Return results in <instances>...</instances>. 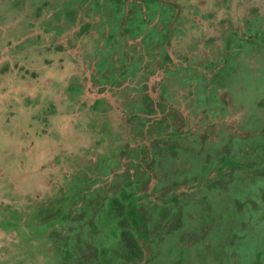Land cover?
<instances>
[{
	"label": "rangeland",
	"instance_id": "obj_1",
	"mask_svg": "<svg viewBox=\"0 0 264 264\" xmlns=\"http://www.w3.org/2000/svg\"><path fill=\"white\" fill-rule=\"evenodd\" d=\"M57 1L0 0V264H63L44 233L57 216L52 221L40 218V208L53 207L61 225L68 223L62 217L66 212H84L80 221L68 223L80 230V262L88 254V242L97 261L105 246L112 253L123 252L124 243L114 245L117 230L107 223L105 212L96 215L97 222L88 199L72 209L76 196L70 182L79 176L101 178L111 188L112 183L127 181L136 169L132 161L139 140L149 136L151 143L157 131L178 129L192 132H176L177 139L166 138L174 140L166 145L173 153L177 143L190 147L178 159L186 158L188 169L195 163H216L224 151L237 155L248 168H228L224 174L215 168L208 185H180L187 187V196L177 212L162 211L154 203L149 213L156 217L150 224L158 237L144 248L146 259L161 240L168 242L155 253L164 264H190L189 251L194 252L192 264H264V172L258 173L264 170V0H179L177 33L156 41L155 49L143 47V40L129 33L119 36L115 55L145 53L152 65L180 67L156 79L151 88L138 85V79L124 87L123 78L110 86L100 81L103 73L94 65L99 50L110 49L103 32L108 24L82 12V21L70 25L75 27L68 37L69 30L59 34L50 18ZM252 16L256 18L247 33L227 39L239 21V28H248ZM49 24L52 30L47 33ZM100 94L104 98L96 100ZM134 107L138 111L132 119ZM194 146L200 151L193 153ZM110 156L118 159L110 162ZM119 166L125 170L121 178ZM249 171L254 173L250 176ZM150 184H143L142 190H149ZM148 196L146 192L144 198ZM11 209L24 215L18 227L5 225ZM130 216L136 229L141 226L137 233L142 236L144 220L137 209ZM176 234L178 242L189 246L179 243L178 250L173 248ZM117 254L113 260L106 255L104 260L111 261L106 264H122ZM143 262L141 258L135 264Z\"/></svg>",
	"mask_w": 264,
	"mask_h": 264
},
{
	"label": "flooded vegetation",
	"instance_id": "obj_2",
	"mask_svg": "<svg viewBox=\"0 0 264 264\" xmlns=\"http://www.w3.org/2000/svg\"><path fill=\"white\" fill-rule=\"evenodd\" d=\"M53 6L55 7V10L53 11V15H51L50 18H52L51 22L55 20L54 22L58 24L55 26L56 32H58L59 34H62L66 30H69V33L67 36L65 34L64 36H62L63 41H66L68 39L66 37H68L72 33V29L75 27V26H70V25L73 23L76 24L78 21L81 22L82 12H85L88 15H93L92 17L96 20V23L100 21L104 23L105 25L108 24L107 28L103 29L105 25L101 28L103 29V32H104V37H105L104 42H106L105 40L108 38L113 39L112 41L109 42L110 45L109 44L106 45L107 47L109 46L111 48L113 43H115V45L113 46H118L119 44H118L117 38L119 36L124 37L126 33H129L134 38H139V39L141 38L144 42L143 47L145 46L147 49H155L154 44L156 43V41L164 40V39L169 40L171 39V36L173 37L177 33L178 28L176 29L177 27L176 25H177L178 17L180 16L181 9H182L181 8L182 4L180 3L179 0H58ZM255 18L256 17L254 16L249 17L250 20L248 19L249 20L248 28L247 27H244V28L242 27V29L239 28L238 26L242 24L243 20H241V22L239 21L238 25H236L237 27L229 31L228 33L229 35L227 39L231 38L233 35H236V34L242 35L243 33H247L246 30L252 27L254 23L253 21L255 20ZM143 24H145V26H143ZM51 30H52L51 24H49L45 28V32L48 33V32H51ZM76 31L78 32V29ZM169 49L170 47L169 48L167 47V52L169 51ZM168 54L169 53H167L166 56ZM150 55L154 56L153 53H150ZM138 62H139L138 64H134L133 66L130 64H121V63H114V64L106 63L105 65L101 66L98 63H96L94 65V68L99 70V67H102L104 68V70L102 71L106 74L107 72L114 71V70L115 71H126L132 67H136L137 69H140L139 70L140 71L139 85L141 84V87L146 86L148 88L153 87L154 81L158 78H161L165 73L172 72L175 74L179 72L180 70V67L178 66L177 63H172L171 65H166L164 63H160L158 65H152L150 61L147 60L145 53L142 55L140 53ZM99 80L103 81L107 86L114 84L112 80H107V79H104L107 81H104L101 79ZM152 94H153V91L150 90V97L153 100ZM226 100H227V97H226ZM140 132H143V130H141ZM158 132H164V133L178 132L181 135H186V134L188 135L192 131L191 129H188V130L178 129L175 131H162L161 130V131H157L155 134L157 135ZM173 135L174 134H172V136ZM176 139L177 138H175V140ZM145 141H146V137L144 138V143H142V140L140 139L139 146L136 147V150L138 154L141 155V157L143 156L145 151L147 155L143 156V158L139 160L133 159L134 161L132 162L134 165L143 167L144 171H146L145 169L146 167H150L151 171L147 170L148 173L146 176H139V177L133 176V175L131 176V178L137 179V182L140 184L139 185L141 189L140 197L142 199L140 200V203L144 202V205H142L141 207L145 206V209L143 210L140 209L138 205L136 208L138 211V214H140L142 219L144 220V223L141 222L143 225V229H144L143 235L141 236L137 233V230H142L140 225L135 224L138 228L136 229V227L133 224L132 229H131L136 234V239H137L136 243L140 246L141 253L137 256L119 254L118 256L120 257V261L117 263L135 264L139 259L143 258L144 262L138 263V264H154L156 262L158 264H164V263H160L157 261V253L155 252L158 251V249H160L162 243L168 242V241L160 240L159 242V244L161 243L160 246H157L156 250L154 247V252L153 251L151 252V255L148 259H146L147 256L144 253V248L147 246V244L153 243V240H155L154 239L155 235H156V238L158 237L157 231L155 235H152V233H155V229L151 228L152 226L150 224V221L151 219L156 217L155 214L149 213L152 210V208H154V206L157 205V207L161 208L162 211L167 210L171 213L177 212L176 207L179 204H181L184 198L187 196L186 195L185 197H183L184 196L183 193L185 189H187V187L185 189L183 187L179 188L180 185H183L186 183H190L192 185L193 183H196V182L207 184L211 182L213 174H214V172L212 174L211 170L215 168H220L223 174L227 170L232 169V168H234L233 169L234 172H243L247 170L248 168L246 166L248 164L241 163L242 161L241 159L238 160L237 155L231 156L225 153L224 151L221 157L217 159L216 163H213V164L210 163L204 167L203 166L200 167L197 163H195L192 166L190 165L188 169L189 163L186 162L187 159L184 158V160L182 159L181 162L178 159H179V153L181 152V154H185L184 152H186V149H189L190 147L179 145L176 142L177 143V149H176L177 153H173L171 149H167L168 148L167 145L162 146V144H160L161 150L159 151L158 157L155 159L153 155V150L151 147L152 145L150 144L146 146L145 143L147 142ZM141 144L145 145V147L142 150H140ZM257 146L258 145L255 144L252 147L254 148ZM225 148H226L225 150H227L228 145ZM192 149H195L196 151H192ZM192 149L191 151L193 153L195 152L197 153V151H200V149L197 146L192 147ZM240 151L241 150H239L237 154L242 155V158H245V156H243V154L240 153ZM113 158L118 159V157L116 156ZM145 158L149 160V163H146V165L143 163V160ZM174 161L176 162L179 161V165L177 164V166L175 167ZM255 171L257 172V170ZM131 172L133 173L134 171H131ZM261 172H264V170L263 171L259 170L258 173H261ZM210 173L212 175H209V177L204 179L203 181L201 180V178L207 176ZM252 173L254 172L253 171L250 172V176L252 175ZM223 174H222V177H223ZM191 179L193 181H191ZM149 182L152 183L150 184V189L142 190L141 186ZM164 191L168 192L166 196L162 194V192ZM146 192L149 194L147 199L144 198V194ZM153 194H155L153 197L154 199H156L155 202H152L151 200H149V198H151ZM158 199L160 200L159 202H158ZM116 225L117 226H114V227L116 230H118V232L115 230L114 231L117 232L118 235H119V232L126 230L130 226L128 224L120 225L118 223ZM111 227L112 229H114L113 225ZM146 230H147V234L149 235V237L147 236V239H146ZM176 235H177V239H174L176 243H174L173 248L178 250V248H180L182 244L189 246L188 243L186 244L181 241L178 242V234ZM118 242L124 243L125 245V249L123 250L124 253L130 250V247L128 246L127 242L124 239L119 238L118 240H115L114 245H116ZM193 253L194 252H190V251L188 253L190 264L194 263V258H192L194 256L190 257ZM111 259L112 257L110 255L109 260ZM171 261H175V260H171ZM175 263H177V261H175ZM167 264H169V261L167 262Z\"/></svg>",
	"mask_w": 264,
	"mask_h": 264
},
{
	"label": "trees",
	"instance_id": "obj_3",
	"mask_svg": "<svg viewBox=\"0 0 264 264\" xmlns=\"http://www.w3.org/2000/svg\"><path fill=\"white\" fill-rule=\"evenodd\" d=\"M143 26H145V24H143ZM147 26V25H146ZM113 39L108 38L106 39V45L109 44L110 41H112ZM116 42V41H115ZM113 45H115V43H113ZM110 49H100L99 50V58L97 59L98 61H96V63H98L99 65L103 66L106 63H121V64H130V65H134V64H138V59L139 57L136 55H129L127 53H125V51L122 52H118L117 51V55H115V57L112 55L113 53V49H115L117 46H113ZM114 54V53H113ZM137 59V60H136ZM102 70H104V68L99 67V72L102 74L104 73ZM140 69H137L136 67H132L129 70L126 71H110L107 72L106 74L104 73L103 75H101L100 79L104 80H112L114 83L119 82L122 78L124 80V86H127L128 83H130L132 80L134 79H138V85H139V74H140ZM104 80V81H107ZM130 81V82H128ZM101 98H104L103 94H100L99 96L96 97V100H100ZM136 111H138L137 107H134V110L130 112L129 117L134 119V117L136 116ZM135 115V116H134ZM131 119V120H132ZM139 128L142 129V125L139 126ZM172 134L174 133H164V132H158L157 133V138H155V140H153L151 143V139L149 136H147L146 141H148L149 145L151 144L152 146V150H153V155L154 158L156 159L158 157L159 151L161 150V146L160 144H162V146L168 144V143H172V141H166V138H174L175 136ZM177 136H181V134L177 135ZM142 143H144V139L142 140ZM141 148L140 150H142L145 145L141 144L140 145ZM167 149H170L169 147ZM147 154L145 153V156ZM143 157H141L140 154H138L135 159H142ZM114 158L110 156L109 161L111 162ZM107 168V172H105L106 174L110 173L109 167L104 166ZM120 170H117V173L120 175V178L124 175L125 170H123L122 166L118 167ZM146 171H151L150 167H146L145 168ZM144 171V168L141 166L136 165V169H134V172L130 174V179H128L127 181H123V180H119V184L117 182L115 184H111V188L106 186L103 182V180H101V178L99 179V181H95V178L90 180L89 177H75L72 182H70L71 184H73L72 188H70L72 190V195L76 196V199L74 200V208L72 207V209H74V211L77 210V205L79 206V203L83 202L85 199L87 200V203L90 207V213H92L94 215V217L96 215L99 216V213H106V215L108 216V220L107 223L111 224V226H117L116 224H120V225H125L128 224L130 225L126 230L119 232L118 235V230L116 232V236L115 240H118L119 238L124 239L128 246L130 247L129 251L124 252H120L119 254L121 255H139L141 253V248L140 246L136 243L137 239H136V234L131 230L132 229V219L130 216V213L133 209L137 208V205L140 207L142 205H144V202L140 203L141 197V189L137 188L140 184L137 182V179H133L131 178V176H146L148 171L146 172ZM69 183V185H70ZM116 186V187H115ZM68 189V188H67ZM89 196V197H88ZM78 197V198H77ZM100 197H102L103 199L101 200ZM91 199V200H90ZM63 201V200H62ZM62 201L60 199L59 202ZM90 203V204H89ZM12 210V209H11ZM62 210H64L63 208V204H62ZM39 215L41 216L40 218H44V217H50L51 221L53 219V217L57 216V219H55L54 221H52V223H48L44 228L45 232H47L49 234L48 239L50 240L51 243H53L54 245V251H55V257L56 259H59L61 263L63 264H106L108 262H106L104 260V257H106V255H114L117 254L116 252L112 253L109 248H107L106 246L103 247V249H100L98 252L99 254H97L100 258L99 261H97L96 256H92L94 254L93 251V244H90V242L87 243V248H89L88 254L86 253L85 255V259L83 261H79V257H81V247L78 244V239L80 237V230L79 231H75L74 228L70 225H68V223H72L74 220H79L81 219V215L84 213H77V212H72L68 211L66 212L67 215L62 216L66 221H68V223L66 224H62L61 220H59V213L52 207V208H40ZM23 214L20 211H11V215L10 217H6V223L5 225L10 226V225H16L18 227V225L21 223V221H23ZM61 217V215H60ZM96 220L97 216L95 217ZM95 224H97V222H100V220H98L97 222L94 221ZM25 224H29L30 225V221H25ZM75 224V223H74ZM67 225V226H66ZM31 227V226H28ZM90 233V232H89ZM138 238V237H137ZM117 254V255H119ZM98 258V257H97ZM97 261V263H96Z\"/></svg>",
	"mask_w": 264,
	"mask_h": 264
}]
</instances>
